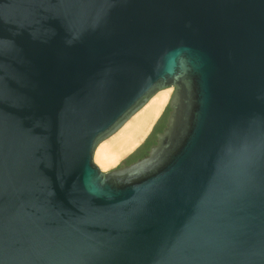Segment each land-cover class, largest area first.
I'll list each match as a JSON object with an SVG mask.
<instances>
[{
	"label": "water",
	"instance_id": "1",
	"mask_svg": "<svg viewBox=\"0 0 264 264\" xmlns=\"http://www.w3.org/2000/svg\"><path fill=\"white\" fill-rule=\"evenodd\" d=\"M0 264H264V0H0Z\"/></svg>",
	"mask_w": 264,
	"mask_h": 264
},
{
	"label": "bare ground",
	"instance_id": "2",
	"mask_svg": "<svg viewBox=\"0 0 264 264\" xmlns=\"http://www.w3.org/2000/svg\"><path fill=\"white\" fill-rule=\"evenodd\" d=\"M171 91V88L158 91L120 127L113 138L110 137V141H103L96 147L94 160L101 169L114 165L142 141L168 102Z\"/></svg>",
	"mask_w": 264,
	"mask_h": 264
},
{
	"label": "trees",
	"instance_id": "3",
	"mask_svg": "<svg viewBox=\"0 0 264 264\" xmlns=\"http://www.w3.org/2000/svg\"><path fill=\"white\" fill-rule=\"evenodd\" d=\"M168 107H166L165 112L161 115L160 120L162 121L161 125H157L154 129V132H161L164 125H165V121H166V117H167V113H168ZM154 132L147 138L146 143H145V147H141L139 149H137L134 153H132L127 161L128 164L134 162L135 160L144 157L147 154V150L149 149V147L155 143V135Z\"/></svg>",
	"mask_w": 264,
	"mask_h": 264
},
{
	"label": "rangeland",
	"instance_id": "4",
	"mask_svg": "<svg viewBox=\"0 0 264 264\" xmlns=\"http://www.w3.org/2000/svg\"><path fill=\"white\" fill-rule=\"evenodd\" d=\"M168 88H171V90H172V87H168ZM165 89H166V88H165ZM160 91H161V90H160ZM171 92H172V91H171ZM156 93H157V92H156ZM156 93H155V94H156ZM155 94H154V95H155ZM154 95H153V96H154ZM170 95H171V94H170ZM153 96H152V97H153ZM146 103H147V102H146ZM166 104H167V103H166ZM166 104H165V106L163 107V109L161 110V112H160V114H159V116H158L159 118L157 117V118H158L157 121L160 119L161 115L165 112L166 107H167ZM144 105H145V104H144ZM134 114H135V113H134ZM134 114H133V115H134ZM129 119H130V118H129ZM152 125H153V124H152ZM151 128H152V126H151ZM151 128H150V130H152ZM119 129H120V128H119ZM119 129H118V130H119ZM118 130H117V131H118ZM150 130H149V132H150ZM117 131H116V132H117ZM116 132L112 134L113 136H112V135L109 136L108 138L102 140L100 143H102L103 141H104V142H107L109 139H112V138L114 137V135L116 134ZM149 132L146 134V136H148ZM110 137H112V138H110ZM144 138H145V137H144ZM144 138H143V139H144ZM143 139H142V140H143ZM109 141H110V140H109ZM100 143H99V144H100ZM99 144H98V145H99ZM139 144H140V143H139ZM137 145H138V144H137ZM135 147H136V146H135ZM135 147H134V148H135ZM134 148H133V149H134ZM133 149H132V150H133ZM132 150H131V151H132ZM131 151H130V152H131ZM130 152L126 153V154H125L124 156H122V157H121V158H120V159H119L114 165H112V166H110V167H108V168H106V169H101V167H100L99 164L96 162V160H94V163H95V164H96L101 170L106 171V170H109V169H111V168L117 167L123 159L129 157V156L132 154V153H131L130 155H128ZM126 156H127V157H126Z\"/></svg>",
	"mask_w": 264,
	"mask_h": 264
},
{
	"label": "flooded vegetation",
	"instance_id": "5",
	"mask_svg": "<svg viewBox=\"0 0 264 264\" xmlns=\"http://www.w3.org/2000/svg\"><path fill=\"white\" fill-rule=\"evenodd\" d=\"M162 124V121L159 119L157 122H156V124H155V126L153 127V129L150 131V133H149V135L147 136V138L154 132V129H155V127L157 126V125H161ZM156 134H157V132H154V135H155V138H156ZM147 138L143 141V143L137 148V149H139V148H143V147H145V143H146V140H147ZM136 149V150H137ZM135 150V151H136ZM134 151V152H135ZM133 152V153H134ZM127 159H128V157L127 158H125V163L126 164H128V161H127Z\"/></svg>",
	"mask_w": 264,
	"mask_h": 264
}]
</instances>
